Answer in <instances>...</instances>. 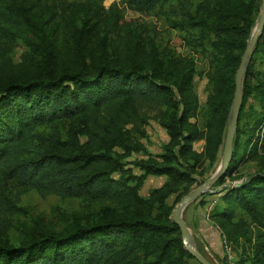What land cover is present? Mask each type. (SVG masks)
Returning <instances> with one entry per match:
<instances>
[{
    "label": "trees",
    "instance_id": "16d2710c",
    "mask_svg": "<svg viewBox=\"0 0 264 264\" xmlns=\"http://www.w3.org/2000/svg\"><path fill=\"white\" fill-rule=\"evenodd\" d=\"M127 2L140 11L153 10L161 3L172 4L171 25L185 33L189 45L198 43L199 51H205L204 41L210 39L215 47L217 53L208 74L212 89L205 110L206 132L192 124L188 126L196 97L190 85L194 63L187 60L174 64L183 72L181 77L164 68L105 62L90 69H61L23 79L18 74L23 72L6 73L11 62L3 58L0 61V206L11 202L8 195L11 183L63 196L117 197L137 195L138 186L148 175H167L170 182L155 189L151 197L153 204L164 207L174 185L190 182L204 158L216 159L231 103L228 101L224 109V100L235 91L236 73L261 0H202V8L198 6L199 11L205 10L202 14L191 8L195 6L193 1L185 6L184 14L178 12L173 4L175 0ZM30 19L23 3L0 0V42L10 47L15 45L29 28ZM207 19L210 28L201 30L204 35L199 40V26ZM211 31L217 35L215 40ZM243 86L239 121L245 114L247 100L253 95L259 107L252 106L249 111L257 127L264 123V71H255L250 63ZM173 87L180 98L177 99ZM135 97L152 99L165 106L162 121L170 136L164 146L165 154L161 155L162 162L153 157L135 160L134 165L143 172L140 176L130 170L124 178L113 176L123 169L112 154L116 145L124 143L128 150L147 153L131 132L124 130L122 117L103 126L101 135L94 127L85 125L89 136L100 140L98 148L75 145L43 133L45 128L64 120L85 116L116 100ZM223 110H226L224 116ZM203 138L205 151L198 153L192 142ZM234 145H238L236 137ZM234 167L230 164L227 173ZM133 180L136 184H129ZM223 200L226 208L218 212V217L232 221L242 212L258 224L256 244L260 254L254 264H264V173H257L248 182L226 191ZM141 254L152 257L146 264H181L182 256H191L183 248L177 224L140 216L78 225L64 233L42 232L19 244L0 243V264H136Z\"/></svg>",
    "mask_w": 264,
    "mask_h": 264
},
{
    "label": "rangeland",
    "instance_id": "374dc122",
    "mask_svg": "<svg viewBox=\"0 0 264 264\" xmlns=\"http://www.w3.org/2000/svg\"><path fill=\"white\" fill-rule=\"evenodd\" d=\"M17 1L26 6L31 22L23 38H18L15 45L10 47L0 42V61L9 58L11 62L10 71L6 73L23 72L18 74L26 79L46 75L48 71L90 69L96 64L118 62L138 63L146 69H169L174 72V76L181 77L183 72L174 64L181 59L187 60L188 63H194L195 69H190V85L196 97V107L190 112L188 126L192 124L203 133L206 132L205 110L208 109L212 89L208 74L212 58L217 52L210 39L204 41L206 50L199 51L198 43L192 42L189 45L184 38L185 33L172 27V4L161 3L153 10L140 11L127 0ZM192 1L195 6L191 5ZM201 2L202 0H175L173 4L178 7L179 13H185V6L190 4L194 12L197 10L198 14H202L205 10H198ZM261 7L262 0L255 23L246 39V47ZM209 28V19L200 24L197 35L199 40L204 35L201 30ZM211 33L215 40L216 33ZM244 52L245 50L243 54ZM250 63L255 71H264V28L249 65ZM173 89L177 99L180 98L177 90ZM234 94L235 91L231 98L226 96L224 100V109L228 101L231 103L223 143L216 159L211 161L204 158L203 163L192 173L190 182L174 185V191L166 198L164 207L153 204L151 197L155 189L170 182L167 175H148L138 186L137 195L123 194L117 197L63 196L50 190H37L11 183L8 187L11 202L0 206V243L19 244L42 232L64 233L78 225L114 218L140 216L173 222L172 213L180 200L213 176L222 164ZM252 106L259 107L253 95L247 100L245 114L238 120L234 133L238 145L235 146L233 141L229 165L235 167L228 173L226 170L227 174L223 175L222 180L191 201L182 213L190 231L191 244L212 264H254L260 254L256 244L259 226L252 218L242 212H238L232 221L217 216L218 212L226 208L223 200L226 191L248 182L257 173H264V123L256 127V121L251 120L249 109ZM163 110L165 106L152 99L135 97L126 101L116 100L85 116L70 118L57 126L47 127L43 133L48 137L71 141L75 145L86 144L89 148H98L100 140L91 138L85 125L94 127L101 135L103 126L122 117L124 130L131 132L147 153L128 150L124 143L116 145L112 154L123 169L113 176L117 179L124 178L128 174L125 172L129 170L133 175L140 176L143 172L134 165L135 160L153 157L162 162L164 146L170 141L162 121ZM225 112L223 110V116ZM252 127H255V131L250 130ZM192 145L198 153L205 151L204 138L194 140ZM129 184L135 185L136 182L133 180ZM182 244L187 251L183 239ZM151 258L141 254L136 264H146ZM181 264L201 263L193 255H184Z\"/></svg>",
    "mask_w": 264,
    "mask_h": 264
},
{
    "label": "water",
    "instance_id": "95a60500",
    "mask_svg": "<svg viewBox=\"0 0 264 264\" xmlns=\"http://www.w3.org/2000/svg\"><path fill=\"white\" fill-rule=\"evenodd\" d=\"M263 28H264V0H262V7H261L260 14L258 16L256 25L253 29V33L247 44L245 52L242 56L240 66L236 73L235 94L233 98L232 116H231V119H230V122L227 128L226 140H225L224 150H223L222 164L220 165L219 169L216 171V173L213 176H211L204 183H202L197 188L190 191L186 196H184L180 200V202L178 203V205L176 206V208L174 209L172 213L173 222L180 227L185 248L191 255H193L196 259H198V261L201 264H212V263L207 258H205L200 252H198L194 247H191L188 244V241L191 240L190 239L191 235H190V231L187 226V223L182 217V213L185 207L191 201L201 196L204 192L207 191V189L210 186L214 185L225 174L229 166V163L231 161L234 133L238 126L239 114H240V111L242 108V102H243V81H244L246 69L249 65L251 56L253 55V52H254V48L256 46L259 35L261 31L263 30Z\"/></svg>",
    "mask_w": 264,
    "mask_h": 264
},
{
    "label": "bare ground",
    "instance_id": "6f19581e",
    "mask_svg": "<svg viewBox=\"0 0 264 264\" xmlns=\"http://www.w3.org/2000/svg\"><path fill=\"white\" fill-rule=\"evenodd\" d=\"M188 244H189L191 247H193V245L191 244L190 240L188 241Z\"/></svg>",
    "mask_w": 264,
    "mask_h": 264
}]
</instances>
